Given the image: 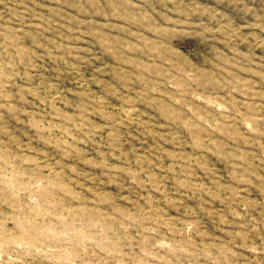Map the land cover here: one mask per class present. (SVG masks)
<instances>
[{
	"label": "rangeland",
	"instance_id": "374dc122",
	"mask_svg": "<svg viewBox=\"0 0 264 264\" xmlns=\"http://www.w3.org/2000/svg\"><path fill=\"white\" fill-rule=\"evenodd\" d=\"M0 264H264V0H0Z\"/></svg>",
	"mask_w": 264,
	"mask_h": 264
}]
</instances>
